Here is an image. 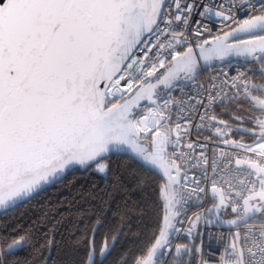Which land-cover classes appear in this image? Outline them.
<instances>
[{"label": "snow or ice", "instance_id": "snow-or-ice-1", "mask_svg": "<svg viewBox=\"0 0 264 264\" xmlns=\"http://www.w3.org/2000/svg\"><path fill=\"white\" fill-rule=\"evenodd\" d=\"M197 10L217 19L216 34L197 19L189 35ZM230 55L259 65L264 79V0H0V208L29 202L69 170L113 171L119 157L161 174L160 223L134 264H193L201 221L237 229L220 264H264V84L239 70L229 79L223 69L209 87L196 84L201 61ZM184 82L197 91L183 92ZM229 86L231 103L250 105L233 121L253 125L244 129L251 143L210 114ZM205 124L213 129L205 142L188 139ZM209 195L211 207L188 216L185 228L189 202ZM228 208L232 219L222 218ZM93 214L66 264H127L114 259L122 229L108 226L103 210ZM181 232L188 242L173 248ZM39 239L31 228L0 224V264H36ZM27 250L32 259L21 261Z\"/></svg>", "mask_w": 264, "mask_h": 264}, {"label": "trees", "instance_id": "trees-1", "mask_svg": "<svg viewBox=\"0 0 264 264\" xmlns=\"http://www.w3.org/2000/svg\"><path fill=\"white\" fill-rule=\"evenodd\" d=\"M248 65L252 66L249 74L264 82L256 69L257 65ZM237 107L240 114H243L242 110H250L247 102ZM218 119L236 124L233 116L228 114ZM234 137L237 140L243 137L245 143L252 142L248 135L239 131ZM112 159L113 171L99 173L94 169L70 170L59 182L45 187L29 202L0 212V224L15 222L25 229L37 231L40 237L37 247L41 254L36 264H41L45 258L47 264H66L71 241L82 234L78 229L82 230L85 225L90 227V221L96 219L93 213L101 210L105 213L108 226L113 230L122 229L114 259L125 257L127 264H134L136 258L146 255L145 241L160 223L156 201L161 177L158 174L143 173L135 164L125 162L122 158ZM141 180L146 183L142 185ZM53 225L56 226L54 230ZM49 236L54 240L51 247L46 243ZM102 239L103 230L97 235L98 241ZM187 242V239H182L180 243ZM194 243L196 245L197 237ZM19 259L31 260L30 250L22 252Z\"/></svg>", "mask_w": 264, "mask_h": 264}, {"label": "built area", "instance_id": "built-area-1", "mask_svg": "<svg viewBox=\"0 0 264 264\" xmlns=\"http://www.w3.org/2000/svg\"><path fill=\"white\" fill-rule=\"evenodd\" d=\"M198 11L193 13V16L190 20V24L188 26V32L189 35H191V30L196 27V20L202 19L198 15ZM238 15L243 17L244 12H238ZM202 24L207 25L212 28L213 34H216V30L220 27L217 19L213 16L210 19H202ZM205 38H209L207 35ZM179 50H183L180 48ZM171 57L169 56L168 59ZM225 70L228 73V78L230 79L232 76H235L237 74V71H245L247 76L249 77V72L251 70V67L248 65V63H245L244 60L236 59V58H229L227 60H224L223 63L217 62L215 65L202 70L198 78L196 80V84L200 85L203 84L206 88L210 86L213 77H215L218 73L221 72V70ZM257 70H259V65L256 67ZM221 78H223L221 76ZM181 89L183 92L189 93L190 95L194 94L197 89L190 83V82H184L181 85ZM181 89H174L171 91V95L177 99L182 98V91ZM235 89H232L229 87H226L222 95H224V102L223 103H217L213 106L212 113L214 114V110L217 106L227 103L230 98L232 97L233 93L235 92ZM241 91H243L241 89ZM226 93V95H225ZM164 98H167V91H162L161 93ZM175 112V110H174ZM199 122V117L197 116L195 118L194 124ZM213 129H210L207 124L204 125V127L197 131L195 129V126H193V129L191 131L190 136L188 139H190L193 142L199 141L201 143L205 142V139L208 138L211 134V131ZM234 139H236L233 136ZM237 140V139H236ZM245 143V142H244ZM214 145L212 143H209V153H211L212 148ZM199 151V149H197ZM234 163V162H233ZM240 178H245V175L243 172L240 173ZM203 186V185H202ZM211 202L210 195L207 198H202L201 201H190L187 205V212L186 215H184L182 218L184 219V227H188L187 224V217L192 216L194 213L199 212L201 208L207 209L209 207V203ZM200 230L199 234L195 236L197 237V243L196 246L201 247V252L199 254L193 253V264H201V260L207 261V264H220V258L221 256L226 255V244L231 238V234L237 231L235 227H226V226H217L216 224H213L212 226H208L204 221H201L200 223ZM180 226L179 224L177 225ZM223 236V240L220 239V237ZM173 248L176 243H180L182 239H187L186 233H176L173 236ZM188 240V239H187ZM171 257H169V260Z\"/></svg>", "mask_w": 264, "mask_h": 264}, {"label": "water", "instance_id": "water-1", "mask_svg": "<svg viewBox=\"0 0 264 264\" xmlns=\"http://www.w3.org/2000/svg\"><path fill=\"white\" fill-rule=\"evenodd\" d=\"M229 58H236V59L244 60L243 57H239V56H235V55H230V56L226 57L225 60H227V59H229ZM244 61H245V60H244ZM217 62H220V61H213L212 64H211V66L215 65ZM201 66H202V70H205V69L211 67V66H208V65H204V62H203V61H201ZM164 91H167V90H164ZM230 125H231L233 128H237V127H239V128H240V131H239V132H242V133H246V132L244 131V129L252 128V127H249V126H247V125H245V124H244V125H239V126H238L237 124L230 123ZM246 134H247V133H246ZM69 171H70V170H69ZM69 171H68V172H69ZM68 172H66V173L64 174V176H65ZM157 174L161 177V174H159L158 172H157ZM64 176H63V177H64ZM60 180H61V179H60ZM51 184H53V183H50V184L44 185V188L47 187V186H49V185H51ZM210 199H211V198H210ZM211 205H212V200H211V204L209 205L208 208H210ZM9 208H11V207H9ZM9 208H8V209H9ZM5 210H7V209H2V208H0V212L5 211ZM214 215H215V214L213 213V216H214ZM221 215H222V218H224V219H232V218L234 217V214L231 213V208H228L227 210H222ZM221 226L229 227V226H227V225H221ZM234 233H235V232H234ZM190 259H191V257H190Z\"/></svg>", "mask_w": 264, "mask_h": 264}, {"label": "crops", "instance_id": "crops-1", "mask_svg": "<svg viewBox=\"0 0 264 264\" xmlns=\"http://www.w3.org/2000/svg\"><path fill=\"white\" fill-rule=\"evenodd\" d=\"M250 67L252 68V66H250ZM249 78H252L253 83L264 84V82H262V81H258L257 79H255V78L253 77V75H249ZM235 93H236V91L233 93L232 97L230 98V100H229L227 103L222 104L221 106L219 105V106H217V107L215 108V110H214V114H215L218 118H222L224 115H227V114L230 115V116H234V115H236L238 112L240 113L239 107H237L236 104L231 103L232 98H233V96L235 95ZM239 105H241V103H240ZM248 111H249V110H247V111H246V110H245V111L242 110L243 113H246V112H248Z\"/></svg>", "mask_w": 264, "mask_h": 264}, {"label": "flooded vegetation", "instance_id": "flooded-vegetation-1", "mask_svg": "<svg viewBox=\"0 0 264 264\" xmlns=\"http://www.w3.org/2000/svg\"><path fill=\"white\" fill-rule=\"evenodd\" d=\"M245 125H247V126H249V127H253V125H251V124H245ZM242 133V132H241ZM243 134H246V133H243ZM247 135V134H246ZM211 204V202L209 203V205ZM192 258H193V255L191 256V260H192Z\"/></svg>", "mask_w": 264, "mask_h": 264}, {"label": "rangeland", "instance_id": "rangeland-1", "mask_svg": "<svg viewBox=\"0 0 264 264\" xmlns=\"http://www.w3.org/2000/svg\"><path fill=\"white\" fill-rule=\"evenodd\" d=\"M197 227H198V230H200V224H198Z\"/></svg>", "mask_w": 264, "mask_h": 264}]
</instances>
